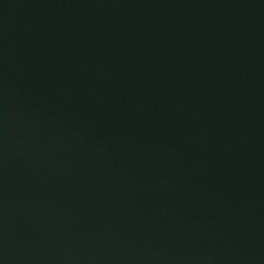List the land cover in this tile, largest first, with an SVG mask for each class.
Here are the masks:
<instances>
[{
	"label": "water",
	"instance_id": "obj_1",
	"mask_svg": "<svg viewBox=\"0 0 264 264\" xmlns=\"http://www.w3.org/2000/svg\"><path fill=\"white\" fill-rule=\"evenodd\" d=\"M0 264H264V0H0Z\"/></svg>",
	"mask_w": 264,
	"mask_h": 264
}]
</instances>
